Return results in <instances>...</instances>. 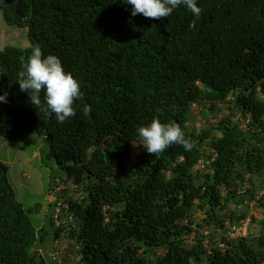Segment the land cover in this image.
Here are the masks:
<instances>
[{
  "label": "trees",
  "instance_id": "trees-1",
  "mask_svg": "<svg viewBox=\"0 0 264 264\" xmlns=\"http://www.w3.org/2000/svg\"><path fill=\"white\" fill-rule=\"evenodd\" d=\"M196 3L198 19L181 4L157 20L123 0H0V25L27 28L31 43L2 49L0 28V141L47 136L49 157L73 178L49 216L78 249L72 264H264V219L259 233L230 235L252 204L264 209V0ZM35 45L80 84L64 123L43 92L35 108L20 90ZM195 106L215 123L196 128ZM154 117L179 124L193 148L149 154L136 130ZM49 233L0 161V264H46Z\"/></svg>",
  "mask_w": 264,
  "mask_h": 264
},
{
  "label": "rangeland",
  "instance_id": "rangeland-1",
  "mask_svg": "<svg viewBox=\"0 0 264 264\" xmlns=\"http://www.w3.org/2000/svg\"><path fill=\"white\" fill-rule=\"evenodd\" d=\"M1 48L7 46L25 49L31 46L28 39L27 28H17L9 26L1 18ZM194 115L196 120L195 127L202 129L208 125L206 119H212L215 123L213 115L208 114L204 118L200 114V109L195 108ZM217 117V116H215ZM50 139L47 136L31 135L25 140L2 139L0 141V161L6 163L10 167V182L13 185L17 200L22 203L24 209L30 213L33 224L37 230L48 227V241L42 248V257L46 264H72L71 260L66 259L68 255L78 253L77 248L71 247L69 250V242L63 236L56 238L58 228L50 225L49 216L55 210L51 205L54 200L64 199L63 190L66 187H73V178L69 179L65 169H60L50 154ZM205 168L201 170L204 171ZM70 180V183L67 180ZM264 186V184H263ZM88 184L82 185L83 196H88ZM259 195L264 193V187L259 189ZM258 195V194H257ZM258 195V196H259ZM79 197V196H78ZM53 200V201H52ZM63 201V200H62ZM61 201V202H62ZM231 209L235 211L246 210L244 206L231 205ZM200 217V216H199ZM264 219V209H256L254 204L247 211V219L249 221V229L251 233H259L262 229V220ZM254 220V221H253ZM63 218L58 221L59 224ZM256 235V234H255ZM58 243V246L54 245ZM56 244V243H55ZM59 250V258L57 261L52 259L53 252ZM153 254L161 253L162 249L153 250ZM151 255L153 259L155 255ZM40 262L41 259L38 258ZM36 264H40V263ZM79 264V263H74Z\"/></svg>",
  "mask_w": 264,
  "mask_h": 264
},
{
  "label": "clouds",
  "instance_id": "clouds-1",
  "mask_svg": "<svg viewBox=\"0 0 264 264\" xmlns=\"http://www.w3.org/2000/svg\"><path fill=\"white\" fill-rule=\"evenodd\" d=\"M123 2L132 6V16L142 14L145 18L157 20L168 17L181 4L185 5L197 19L202 11L196 0H123ZM189 27H195V20ZM21 63L23 70L18 73L17 81L20 90L28 93L30 103L35 108L41 106L40 94L43 92L45 110L54 113L59 123H64L66 119L76 115L74 104L77 100H83V93L79 82L71 72L65 71L57 56L52 54L45 56L40 46L35 45L31 54L26 60L22 58ZM6 97L7 93L0 95V102L6 103ZM82 111L84 116H89L91 106L84 104ZM136 131L142 140L140 145L155 156L172 144H179L186 151H190L194 146L190 138H186L179 124L162 123L156 117L148 125L138 127ZM201 167L203 168L202 165ZM54 245L58 246V243L54 242ZM59 255V250L53 252L52 259L57 261Z\"/></svg>",
  "mask_w": 264,
  "mask_h": 264
},
{
  "label": "built area",
  "instance_id": "built-area-1",
  "mask_svg": "<svg viewBox=\"0 0 264 264\" xmlns=\"http://www.w3.org/2000/svg\"><path fill=\"white\" fill-rule=\"evenodd\" d=\"M242 118H241V120H242ZM246 121H248V120L246 119ZM248 230H249V221H246L244 223H241L240 225H235L234 227H232V231H231L230 235L232 238L245 237L248 234Z\"/></svg>",
  "mask_w": 264,
  "mask_h": 264
}]
</instances>
